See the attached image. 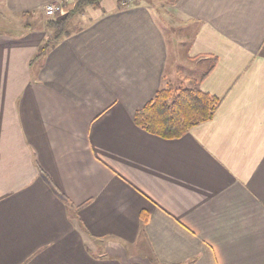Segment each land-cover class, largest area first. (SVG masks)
I'll list each match as a JSON object with an SVG mask.
<instances>
[{
  "label": "crops",
  "instance_id": "1",
  "mask_svg": "<svg viewBox=\"0 0 264 264\" xmlns=\"http://www.w3.org/2000/svg\"><path fill=\"white\" fill-rule=\"evenodd\" d=\"M161 3L101 0L34 60L75 0H0V264H264V0ZM187 79L211 121L135 126Z\"/></svg>",
  "mask_w": 264,
  "mask_h": 264
},
{
  "label": "trees",
  "instance_id": "2",
  "mask_svg": "<svg viewBox=\"0 0 264 264\" xmlns=\"http://www.w3.org/2000/svg\"><path fill=\"white\" fill-rule=\"evenodd\" d=\"M100 1L75 0L74 8L64 19L47 21L45 26L52 35L50 40L40 47L34 60L41 58L54 41L67 35L68 25L74 16L86 7L97 8ZM116 1L123 6L129 5L128 0ZM187 80V87L167 84L159 89L154 97L135 113V126L150 135L173 140L183 137L196 126L211 121L221 105V99L202 92L199 89V81ZM143 220L145 221V215Z\"/></svg>",
  "mask_w": 264,
  "mask_h": 264
},
{
  "label": "rangeland",
  "instance_id": "3",
  "mask_svg": "<svg viewBox=\"0 0 264 264\" xmlns=\"http://www.w3.org/2000/svg\"><path fill=\"white\" fill-rule=\"evenodd\" d=\"M152 1L158 7H159V5L164 4V3H161V2H165V0H152ZM133 2H136V0H128L129 5H132ZM159 11H162V10H159ZM160 13H162V12H160ZM43 18H45V19H43V22H45L46 20H48L45 16ZM163 18H166V17H163ZM166 19H167V23H168V25L166 27V31L168 32V35H170V32H172V30H173V34L176 33L177 35H182V34L185 35V34H190L192 32V30L188 29V27L186 25L181 26L178 23H176V21L171 20L168 17ZM180 28H182L183 32L181 31ZM180 33H182V34H180ZM48 40H50V39H48ZM172 43H173V41H172ZM172 43H170V44H172ZM187 44H188V40L186 42H184L182 46H180V47L177 48L176 51H177V53L179 55H180L181 52L185 53V49L184 48L186 47L185 45H187ZM174 51H175V49H174ZM176 51H175V56L177 55L176 54ZM175 59H177V61L179 62L177 56H176ZM187 65H188L187 63H182V65L180 66V68L184 69V67H186ZM170 69H172L171 65L168 67V70H170ZM173 69H175V67H173ZM174 83L176 84L177 81L174 80Z\"/></svg>",
  "mask_w": 264,
  "mask_h": 264
},
{
  "label": "built area",
  "instance_id": "4",
  "mask_svg": "<svg viewBox=\"0 0 264 264\" xmlns=\"http://www.w3.org/2000/svg\"><path fill=\"white\" fill-rule=\"evenodd\" d=\"M50 11L52 13L51 15H49ZM56 13H57V8L54 5H49V6H46V8H44V15L47 18L55 16Z\"/></svg>",
  "mask_w": 264,
  "mask_h": 264
},
{
  "label": "clouds",
  "instance_id": "5",
  "mask_svg": "<svg viewBox=\"0 0 264 264\" xmlns=\"http://www.w3.org/2000/svg\"><path fill=\"white\" fill-rule=\"evenodd\" d=\"M52 13H51V11L49 12V15H51Z\"/></svg>",
  "mask_w": 264,
  "mask_h": 264
}]
</instances>
